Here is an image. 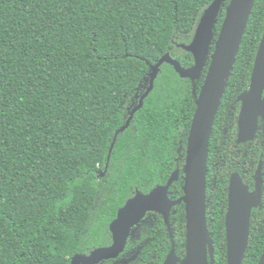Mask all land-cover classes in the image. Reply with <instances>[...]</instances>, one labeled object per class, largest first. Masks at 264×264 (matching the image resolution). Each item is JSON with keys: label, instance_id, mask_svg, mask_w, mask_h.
Listing matches in <instances>:
<instances>
[{"label": "trees", "instance_id": "trees-1", "mask_svg": "<svg viewBox=\"0 0 264 264\" xmlns=\"http://www.w3.org/2000/svg\"><path fill=\"white\" fill-rule=\"evenodd\" d=\"M229 1L214 19L206 67ZM213 2L0 0V264H70L111 243L108 225L136 191L166 186L177 170L183 175L206 67L192 82L163 63L135 108L162 56L193 67L184 47ZM263 35L264 0H255L209 142L206 219L215 264H227V188L240 174L237 162L246 161L220 117L226 97L249 89ZM167 191L172 200L181 197L183 178ZM258 204L242 264H257L264 249V191ZM169 227L158 217L147 229V257L134 264H163L172 249L183 264V203ZM136 241L132 234L128 249Z\"/></svg>", "mask_w": 264, "mask_h": 264}, {"label": "water", "instance_id": "water-1", "mask_svg": "<svg viewBox=\"0 0 264 264\" xmlns=\"http://www.w3.org/2000/svg\"><path fill=\"white\" fill-rule=\"evenodd\" d=\"M222 0H214L203 14L192 42L184 47L194 58V65L185 69L169 54L162 56L150 66L149 87L135 110L153 89L159 68L163 63L171 65L182 79L192 82L202 76L206 67L214 19ZM255 0H230L225 11L219 35L214 44L210 63L196 100L191 121L184 166V196L176 201L167 198V190L178 178L175 171L167 185L153 189L143 195L136 193L117 211L116 218L109 225L112 245L99 247L88 255L76 254L70 264H100L116 260L123 254L131 231L146 212L154 211L164 216L167 226L169 211L180 203L185 205V258L183 264H215L213 241L207 229L206 219V176L209 142L215 117L225 93L226 86L239 54L242 39L247 28ZM242 109L239 118V138L248 140L254 136L258 117L264 120V35L254 61L249 90L240 96ZM130 122L117 131L124 132ZM256 197L249 194L237 176L230 179L228 187L226 229L227 264H242L248 247L251 212L256 207ZM180 260L172 249L163 264H178ZM257 264H264V249Z\"/></svg>", "mask_w": 264, "mask_h": 264}, {"label": "flooded vegetation", "instance_id": "flooded-vegetation-1", "mask_svg": "<svg viewBox=\"0 0 264 264\" xmlns=\"http://www.w3.org/2000/svg\"><path fill=\"white\" fill-rule=\"evenodd\" d=\"M215 41H214V44H215ZM214 44H213V50H214ZM209 63H210V61H209ZM209 63H208V65H209ZM235 63H236V61H235ZM253 66H254V62L252 65V69H253ZM207 67H206V71H207ZM206 71H205V74H206ZM251 75H252V70H251V74H250V80H251ZM222 99H223V97H222ZM225 100H226L228 107L226 108L224 114H222V117H220V119H222V123H221L222 129L221 130H222L224 135H230V139L232 141L231 147L234 150V152L239 153L242 151V157L245 158V160H246L242 164H240V162H237V166L239 168L240 174H235V175H232L231 177L237 176L241 180L243 185L248 189L249 194L252 195L254 198L256 197V204H258L260 197L262 196L263 191H264V120L261 116H259L258 120H257V128L254 132V136L248 140H240L238 123H239L240 113H241V109H242V101L240 100V98L239 99L238 98H236V99L232 98L231 99V97H226ZM239 100H240V102H238ZM230 129H232V131ZM255 158H257L258 162L255 160ZM259 161H261V162H259ZM256 163H258L257 169H255ZM181 177L183 178V187H184L185 175H184V173H183V175H181V173L178 171V178L176 181H178ZM231 177H230V179H231ZM206 179H207V176H206ZM230 179H229V182H230ZM228 187H229V184H228ZM206 189H207V183H206ZM137 192L138 191H136L135 194ZM138 193H140V192H138ZM140 194H143V193H140ZM143 195H146V194H143ZM166 195L170 201H176V200H179L180 198H182L184 196V193L181 197H179L176 200H172L169 198V195H171V193H169L168 191H167ZM227 200H228V188H227ZM173 208H171V210L169 211L168 217H167L169 226H170V217H171V215H173ZM184 210H185V205H184ZM226 213H227V206H226V212H225V216H224V224H225ZM116 215H117V212H116ZM116 215H115V218H116ZM251 215H252V212H251ZM158 217H161L162 221L167 226L166 220L162 214L154 212V211L146 212L144 217L140 220V222L135 226V228H133V230L131 231L130 237L128 238V241H129V239L132 237V234L135 236V238L137 240L135 246L131 249H128V241H127L126 248H125L123 254L120 255L121 258L119 257L116 260H110L111 263H110V261H105L106 263L102 262L100 264L116 263L117 261H119L123 257H126L129 253H134L135 260L132 262V264H134L136 262H141L142 258L144 256L147 257V255H148L147 247L149 246V238H148L149 233L147 232V229H149L151 226H154L157 223ZM110 223H109V225H110ZM109 225H108V231H109ZM168 230L169 231L171 230L170 227L167 228V231ZM168 233H169L170 237L173 236L172 232H168ZM110 237H111V243L109 245H105L102 247H109L112 245L111 234H110ZM151 238H153V237H151ZM156 256H157L156 250L154 252H151L150 258L154 259V258H156Z\"/></svg>", "mask_w": 264, "mask_h": 264}, {"label": "rangeland", "instance_id": "rangeland-1", "mask_svg": "<svg viewBox=\"0 0 264 264\" xmlns=\"http://www.w3.org/2000/svg\"><path fill=\"white\" fill-rule=\"evenodd\" d=\"M134 260V253H129L126 257H123L122 259L113 264H132Z\"/></svg>", "mask_w": 264, "mask_h": 264}]
</instances>
